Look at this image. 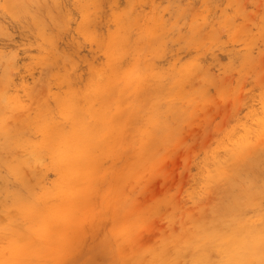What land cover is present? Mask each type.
Instances as JSON below:
<instances>
[{"label":"rangeland","instance_id":"rangeland-1","mask_svg":"<svg viewBox=\"0 0 264 264\" xmlns=\"http://www.w3.org/2000/svg\"><path fill=\"white\" fill-rule=\"evenodd\" d=\"M119 33L126 41L118 66L135 65L144 88L124 102V131L100 160L77 240L47 264H152L156 252L172 250L175 240L184 245L200 225L229 227L236 216L264 226V0H0V92L21 105L6 109L11 127L49 110L69 129L57 96L76 90L81 98L98 73L112 74L109 48ZM0 149L1 247L5 232L25 235L27 225L8 193L32 201L59 174L48 156ZM242 150L237 159L253 170L233 158ZM7 157L32 160L33 179L23 171L30 186L7 168ZM119 199L126 211H115ZM192 253L185 250L182 264ZM208 253L220 259L213 246Z\"/></svg>","mask_w":264,"mask_h":264},{"label":"bare ground","instance_id":"bare-ground-1","mask_svg":"<svg viewBox=\"0 0 264 264\" xmlns=\"http://www.w3.org/2000/svg\"><path fill=\"white\" fill-rule=\"evenodd\" d=\"M125 41L126 39L120 33L114 38L113 44L109 48L110 63L108 69L112 70V74L102 71L96 75L91 88L81 97L84 103L80 102L81 98L76 90H71L66 97L57 96L60 113L72 120L69 129L57 119L50 117L48 115L49 110L45 113H37L35 117L16 118L18 124H20L19 127H11L10 122L12 123V120L10 119L11 121L8 122V118L5 116L6 109L16 110L21 105L18 107L17 100L14 97H5L3 96L4 92H0V144L2 148L6 150L23 148L35 160L48 156L51 165L59 174V180L57 178L53 187L45 188L32 201L19 197L16 192L8 193V195L14 194L17 201V210L23 218H26L27 225L25 235L15 231L5 232L3 235L5 242L0 247V264L57 263L77 240L82 223L80 218L91 211L89 193L102 174V162L100 160L104 155H108L109 151L115 149L112 143L115 138L116 143H118L121 138V131H124L126 122L121 121V118L126 116L124 102L128 100L131 102L130 99L136 98L144 88L145 79L142 78L141 74H138L135 65L127 71H121L118 66V62L124 55L123 45ZM10 59L9 64H11L13 58ZM13 64H15L14 60L12 67ZM94 96L98 98L96 99ZM96 100H100V102L97 101L100 103L98 108L95 107ZM114 105L116 106L113 107ZM113 109H115L114 112H112ZM14 115L16 114L14 113ZM119 119L120 121H118ZM260 127L264 131V120L261 121ZM27 131L38 134L41 138L34 140L31 137H25L24 134ZM260 137L264 141V138ZM258 141L257 143L261 144L263 142ZM260 149L257 151H260ZM243 152L244 150L241 152L235 151L233 158L239 160L237 158L242 156ZM2 156H4L3 152ZM240 160L238 162L243 164L244 161L241 162ZM250 161L258 162L251 159ZM30 162L32 163L30 158L13 159L12 157H7L4 161L7 168L26 186H30V181L25 179L23 171L28 173V168L31 167L32 169ZM246 163L244 162L247 169L249 167L248 171L253 170V165L248 166ZM239 169L241 170V168ZM254 173L256 172L254 171ZM234 174L237 176L236 173ZM29 178L30 180L33 179L30 175ZM225 182L227 181L225 180ZM214 183L216 186L217 183L220 184V181ZM224 184L221 183L219 187L222 189ZM233 185L234 189L237 184ZM215 197H218V195ZM202 202H206L204 197ZM241 207L243 209V206ZM123 208L126 211V207L122 205V201L119 199L115 211L119 212ZM4 217L3 219H5ZM263 220L264 217H262ZM217 221H214L210 226H198L195 234L184 241V245L182 239L175 240L172 250L169 247H164L161 251L156 252L152 264H182L186 249L193 251L190 264H264V226L262 228H259V226L258 228L254 227L249 221L241 220L236 216L226 222L230 225L229 227H223V221ZM102 223L104 224V221ZM122 229H125V227H122ZM112 243L115 244V242ZM122 244L124 245V243ZM209 245L210 248L213 246L217 250L220 255L219 260H213L212 258L215 256L211 258L209 255L211 252L208 253ZM80 248L82 247L80 246ZM152 253H154L153 250Z\"/></svg>","mask_w":264,"mask_h":264}]
</instances>
